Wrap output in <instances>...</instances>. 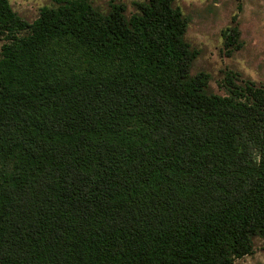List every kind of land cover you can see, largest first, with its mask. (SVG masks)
<instances>
[{"label":"trees","instance_id":"trees-1","mask_svg":"<svg viewBox=\"0 0 264 264\" xmlns=\"http://www.w3.org/2000/svg\"><path fill=\"white\" fill-rule=\"evenodd\" d=\"M173 0H0V264H231L264 248V85L208 88ZM239 44V29H222Z\"/></svg>","mask_w":264,"mask_h":264},{"label":"rangeland","instance_id":"rangeland-1","mask_svg":"<svg viewBox=\"0 0 264 264\" xmlns=\"http://www.w3.org/2000/svg\"><path fill=\"white\" fill-rule=\"evenodd\" d=\"M52 0H10L12 7L28 20L39 6ZM106 9L111 1H121L125 12L134 9V0H90ZM187 18L185 38L197 50L190 72L208 73V88L228 92L229 80L237 84L252 81L264 85V0H173ZM235 24L239 44L225 43L222 29ZM1 42V39H0ZM251 252L237 256L231 264H264L261 237L254 236Z\"/></svg>","mask_w":264,"mask_h":264}]
</instances>
